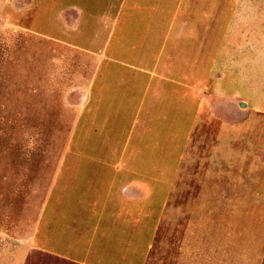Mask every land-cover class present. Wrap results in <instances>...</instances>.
Returning a JSON list of instances; mask_svg holds the SVG:
<instances>
[{
  "label": "rangeland",
  "instance_id": "rangeland-1",
  "mask_svg": "<svg viewBox=\"0 0 264 264\" xmlns=\"http://www.w3.org/2000/svg\"><path fill=\"white\" fill-rule=\"evenodd\" d=\"M258 98L264 0H0V264H264Z\"/></svg>",
  "mask_w": 264,
  "mask_h": 264
},
{
  "label": "crops",
  "instance_id": "crops-1",
  "mask_svg": "<svg viewBox=\"0 0 264 264\" xmlns=\"http://www.w3.org/2000/svg\"><path fill=\"white\" fill-rule=\"evenodd\" d=\"M257 105L255 108H253L254 111H260L262 113H264L263 108L259 107L260 104H262V100L261 98L257 99ZM24 247V246H22ZM67 246H63L62 250H66ZM89 249V250H87ZM86 249V253L83 254V256L81 257H77L74 258L71 256V254L67 253V252H58V251H47L46 249H41V248H36L37 252H34L33 255L31 256L34 257L35 254H40V253H44L47 254L48 256L54 258L55 260H59L62 261L65 264H121V262L118 260L117 262H115L116 258H113L112 256L109 257H105V258H99L98 257H93L90 256V248ZM30 258V257H29ZM29 258H27L25 260V257H23L20 260H16V263H11V264H26L27 261H29ZM34 264V263H33Z\"/></svg>",
  "mask_w": 264,
  "mask_h": 264
}]
</instances>
